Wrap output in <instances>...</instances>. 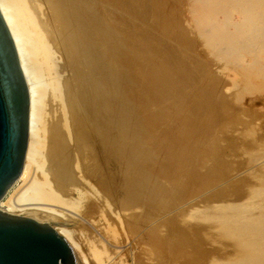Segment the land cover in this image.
<instances>
[{
  "label": "rangeland",
  "instance_id": "1",
  "mask_svg": "<svg viewBox=\"0 0 264 264\" xmlns=\"http://www.w3.org/2000/svg\"><path fill=\"white\" fill-rule=\"evenodd\" d=\"M31 1L26 24L40 35L52 26L43 35L72 89L64 127L52 83L38 78L37 162L58 198L46 223L71 231L77 264H264V252L258 263L245 246L248 233L229 232L230 215L264 196V79L249 71L254 49L222 54L200 35L214 18L233 31L225 22L240 19L236 2L65 0L58 26L52 0H37L42 14ZM34 43L43 78L47 52Z\"/></svg>",
  "mask_w": 264,
  "mask_h": 264
},
{
  "label": "bare ground",
  "instance_id": "2",
  "mask_svg": "<svg viewBox=\"0 0 264 264\" xmlns=\"http://www.w3.org/2000/svg\"><path fill=\"white\" fill-rule=\"evenodd\" d=\"M66 1L65 0H52V7L50 10H51L52 14L54 13L52 15L54 17L53 21L58 26H60V24L62 23L61 18H63V14H64V12H62V11H64L65 6H67L68 1L67 2ZM197 1H198V3H201V2L209 3V0H197ZM229 1L236 2V5L240 10L239 12H237V15L240 17L239 20L235 21L234 19H232L230 17L225 22L226 25L232 26V28H234L233 31L221 27V24L219 25V23L214 18L213 21L207 20V19L204 21L201 20L202 21L201 24H203L202 25L203 31L202 30L201 31L203 32V34L200 33V35H205L211 41H213L214 45L218 48L217 50H219L220 52H223L222 54L231 55V54L235 53L237 50L250 49V48L254 49V51H255L254 55L252 56V60L249 63L252 66H256V68H252V69L248 68V69H249V71L251 70L252 72H255L256 75L257 74L261 75V77H263V79H264V59H263L264 58V8H263V0H246V1L245 0H220V2H218V3L215 2V3L217 5H219V3H221L222 5H225ZM31 2L33 3L32 6L36 10V12L42 14L41 4L37 0H32ZM192 3L194 4L193 1H192ZM195 5H197V4H195ZM32 6H31V8H32ZM28 10L29 9H27V5L25 3V0H0V15H1L6 27H7L9 35L12 39L13 44H14L15 51H16L17 58H18V62H19V66H20V69H21V72H22V75H23V78L25 81V85L27 88V93H28V124H27V138H26V153H25V156L23 159V163H22L20 173H19L18 177L13 181V183L8 187V189L4 193L3 197L0 199V205H3V202L7 198L10 189L14 185L21 183L22 186L20 185L21 188H20L19 192L15 195L14 198L9 199L7 201V203H6L7 209L5 211H2V210L1 211L7 215H16L18 218H23V219H35L36 222L39 224H43V223L46 224V222H48V221L45 220L46 219L45 216H47V214L44 213L45 212L44 210L51 206L50 202L58 201V198L56 197L57 194L56 195L53 194V192H52L53 190H51L52 188L50 187V183H49L50 182L49 181V175L47 177V175L45 173L39 174V170H40L39 163L42 159L39 161V163L37 162L39 160L37 157L38 147H40L38 145L42 139L41 135H40V130H41L42 125H41L40 121L42 118L41 116L43 115V112H44V111L43 112L41 111V104H42L41 100L44 97L42 95V92L39 91V87H41L43 85L44 81L38 80V78L40 77V79H47L49 81L46 82L47 80H45L46 83L50 82V84L51 83L53 84V85L51 84V86L53 87V89L56 92V95L53 94V96L54 95L56 96V98H55L56 100H55L54 105H56V108H57V111L59 114H57V111L55 108H54V110L56 111V114L58 116L60 115V117H58L57 115H56V117H58L62 120V121L61 120L60 121L62 122L64 127H67L66 104L68 101V95H69V91H70L69 89H71V88H67V84H69V83H66L65 85H63L64 82H62L61 79L64 77V75H63V72H64L63 69L64 68L62 67L63 68L62 73H60L57 70V67H58L57 64L61 61H60V59H59V62L55 61L54 53H56V52L53 51L54 49H50L52 47L49 46L51 44H48L49 38L48 37L46 38V36H49V35L51 36L50 33L52 32L51 31L52 26L49 28L51 30L47 29L48 31H51V32L46 33L48 31L44 32L43 28H45V25L48 26L49 23H47V21H46V23L48 25L45 24V22H44L45 20H44L43 24H45V25L43 26L42 22H39L40 25L38 24V26L40 28H41V26H43L42 29H40L39 31L43 30L41 32L45 33V35L49 34V35L45 36L42 33L43 37H42V35L39 34L40 32L30 31V28H28L27 25L29 22L28 20L32 19L33 16L31 17V13ZM198 10H199V7L197 8V11ZM232 12H234V11H232ZM222 13H224V11ZM46 15H48V13ZM201 16H203V15L201 14ZM203 18H205V17H203ZM46 19H48V18H46ZM26 21H28L27 24H26ZM53 21H51V22H53ZM199 23L200 22H198V24ZM52 25H54V24H52ZM52 35H53V33H52ZM56 36H57V38H54V39H56L55 42L57 40H58V42L55 43L53 40H52V42H54V45L59 43L60 48L63 47L65 44V38H66L65 34H62V33L58 34V32H57ZM33 37L35 38L34 40L38 41L40 43V46L43 47V49L45 50L44 53L47 52L45 58L49 61L50 68H51L49 70L50 73L47 72V75H44L43 78H41V76H43V75L40 74L42 72L40 70L41 69L40 63H42V62L40 60L36 59L37 48H39V47L36 48ZM50 38H52V36ZM203 38H204V36H203ZM45 40H48V42ZM50 41H51V39H50ZM59 45L58 46L56 45L57 48L59 47ZM38 46H39V44H38ZM63 51L61 52L59 50V52L57 54H60V52L62 54ZM248 51L249 50H247V52ZM243 53H246V52H243ZM252 54H253V52H252ZM61 56H63V55H61ZM61 56L59 55L60 58H61ZM247 56H248V53H247ZM56 62H57V64H56ZM60 65H61V63H60ZM250 65H248V66H250ZM66 68H67V66H66ZM70 68L72 69L73 67L70 66ZM59 69H61V68H59ZM67 69H69V67ZM39 70L41 72H39ZM67 71L69 72V70H67ZM67 71H65L66 74H67ZM70 71H73V70H70ZM258 75L256 78L259 79L260 76H258ZM253 76H254V74H253ZM50 84L46 85V86L51 87ZM69 86H71V85H69ZM52 102H53V100H52ZM52 102L50 101L49 103L52 104ZM51 104H50V106H51ZM54 105L51 106V108L54 107ZM50 106H49V108H50ZM52 110H53V108L51 109V111ZM41 112H42V115H41ZM53 113L50 112V114H53ZM54 116H52V117H54ZM41 163H42V161H41ZM40 172H42V171H40ZM51 174L52 173H50V176H51ZM80 178H79L78 183L84 184L85 178L84 179H82L83 177L81 179ZM73 188L76 189L75 186ZM73 188H71V189L75 190ZM261 192L263 193V190ZM255 194L257 196L256 195L250 196L249 197L250 199L248 198L249 200H247V201H250V203L248 202V204H250V205H249V207H247V211L245 209L244 212L238 211V213L236 212L235 214L230 215V218L232 219V221H231L232 223L230 224L231 226H229V232H231L230 230L233 229V231L236 230V232L238 230V233L240 232V230L241 231L243 230V232L248 233L250 235L248 237V239L247 238L243 239V240H245V246L248 249H250L252 255H254V256L256 255V257L259 258L260 262H258V263H262L260 259L263 256L259 255L260 257H258L257 255L259 253L264 252V196L262 194H260V196H259L258 195L259 193H255ZM9 198H10V196H9ZM40 218H44V219L40 220ZM47 219H49V218H47ZM228 221L229 220H223L222 225L223 224L225 225ZM53 230L56 232V234L58 236H60L67 243V245L71 249V246L66 241V239L69 238L71 231L65 226H59L57 228L55 227ZM259 231H260V233H259ZM241 234L244 235V233H239L238 237H240ZM248 234H247V236H248ZM244 237H245V235H244ZM237 242H238V240H237ZM259 243H262V245L261 244L258 245ZM74 248H76V247L72 246L73 250L71 249V251L73 254V258H74V264H77L78 261H77V258L75 257L76 253H75ZM249 257H251V256H249ZM254 260H256L255 264H257L256 263L257 259L253 258L252 262H254ZM245 261H246V259H245ZM249 261H250V263H252L251 259ZM247 262H248V259H247Z\"/></svg>",
  "mask_w": 264,
  "mask_h": 264
},
{
  "label": "water",
  "instance_id": "3",
  "mask_svg": "<svg viewBox=\"0 0 264 264\" xmlns=\"http://www.w3.org/2000/svg\"><path fill=\"white\" fill-rule=\"evenodd\" d=\"M27 124V88L0 15V199L21 171ZM0 264H74V258L51 223L39 224L0 210Z\"/></svg>",
  "mask_w": 264,
  "mask_h": 264
}]
</instances>
